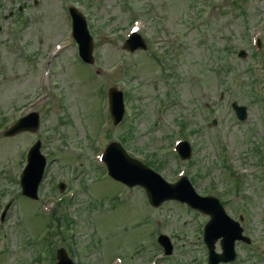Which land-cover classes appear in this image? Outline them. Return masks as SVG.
Wrapping results in <instances>:
<instances>
[{
  "label": "rangeland",
  "instance_id": "374dc122",
  "mask_svg": "<svg viewBox=\"0 0 264 264\" xmlns=\"http://www.w3.org/2000/svg\"><path fill=\"white\" fill-rule=\"evenodd\" d=\"M119 1L100 0L84 7L74 0H38L35 6L31 0H0L2 17L20 3H28L23 16H32L31 22L15 37L30 44L27 50L37 48L35 57L29 60L22 56L27 50L16 52L12 46L16 42L8 37L9 28L0 34V191L5 193L0 198V209L6 201H15L0 223V264H53L50 234L45 236L44 229L36 236L47 216L50 219L51 210L57 215L65 213L73 221L68 230H60L71 238L68 252L76 264H198V257L205 255L197 239L206 215L198 216L175 201L152 210L142 189L128 188L104 175L100 152H93L90 142L103 109L107 110L106 90L111 85L129 91L127 98L123 91L127 111L117 126L105 118L102 130L109 134L101 146L119 141L118 134L128 132L123 146L131 155L159 163L158 172L169 181L187 175L198 192L211 191L218 196L226 183L239 179L240 191L250 189L249 195L255 200L247 218L251 236L256 238L258 234L264 239V175L251 176L250 171V167L261 166L264 156V61L256 71L260 98L237 88L230 73L218 78L213 70L216 50L230 44L234 51L244 48L248 52L246 58L235 61L236 73L256 79L251 68L244 70V66L255 60L250 56L255 49L254 38L259 37L261 45L264 42V0H197L194 11H204L199 19L188 0H131L137 4L133 11ZM69 4L76 5L86 16L93 37L94 63L87 65L80 60L73 41L55 55L48 84L45 85V76L39 79L41 89L37 84L43 54L54 41L63 40L64 36L69 40L70 22L65 13ZM139 8L147 12L146 16L131 23L133 16L142 13ZM8 18H3V23L10 27L14 21ZM17 23L12 25V34ZM131 25L138 26V33L149 40L151 54L123 49L124 33ZM3 40H9L10 46ZM154 51L179 59L176 68L183 77L179 79L182 87L176 102H169L171 86L164 73L166 67L155 61ZM193 74L200 80L199 88L189 85L188 77ZM39 95L41 98L32 107L41 115L38 130L2 136V130L18 117L19 108ZM232 100L247 106L244 121L235 119ZM180 117L187 118L196 128L186 138L192 149L188 160L171 151L172 136L176 135L173 131ZM214 117L218 119L216 125L210 123ZM36 136L41 139L42 152L53 154L56 159L47 160L40 197L32 200L18 194L17 174L23 151ZM255 146L259 147L257 152ZM221 147H225V156H230L229 151L238 157L234 158V167L243 163L246 169L241 172L237 168L234 172L233 166L225 168ZM67 180L60 192L58 182ZM52 191L65 194L60 207L51 197ZM240 191L220 194V199L228 202V212L244 201ZM40 207L47 216L38 211ZM162 231L175 245L170 257L162 254L156 242ZM54 239V249L65 248L59 236ZM249 249L242 246L238 264H264L260 259L263 255L249 256Z\"/></svg>",
  "mask_w": 264,
  "mask_h": 264
},
{
  "label": "water",
  "instance_id": "95a60500",
  "mask_svg": "<svg viewBox=\"0 0 264 264\" xmlns=\"http://www.w3.org/2000/svg\"><path fill=\"white\" fill-rule=\"evenodd\" d=\"M71 14L74 19V35L79 43L80 54L84 60L91 62V37L88 34L84 18L75 9L71 8ZM137 45L132 41L129 47L132 49ZM110 109L116 123L122 114V102L120 92L110 89L109 91ZM237 115L240 118L246 116L245 107L233 104ZM37 117L31 122V125H25L27 118L20 119L15 125L8 129L5 134H13L22 129H35ZM29 121V118H28ZM185 143H181L180 153L183 157L188 156V151L184 152ZM103 160L106 163L108 172L116 179L125 182L128 185L141 184L146 188L149 200L157 204L165 199H178L185 201L193 208L199 209L210 215V219L204 227V240L211 245L212 237L215 234H225V214L216 198L205 196L201 197L195 193L189 181L181 178L175 183L164 181L160 175L154 173L141 162L129 157L119 143H111L103 154ZM45 159L39 152V142H36L29 150L27 155V165L20 176L22 192L30 197L36 196V188L42 175ZM225 236V235H224ZM223 249L228 250L232 245L223 241ZM168 252V251H167ZM56 264H73L67 257L63 249L57 250Z\"/></svg>",
  "mask_w": 264,
  "mask_h": 264
}]
</instances>
